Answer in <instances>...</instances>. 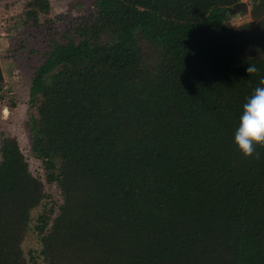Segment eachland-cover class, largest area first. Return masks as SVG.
<instances>
[{
    "label": "trees",
    "instance_id": "16d2710c",
    "mask_svg": "<svg viewBox=\"0 0 264 264\" xmlns=\"http://www.w3.org/2000/svg\"><path fill=\"white\" fill-rule=\"evenodd\" d=\"M251 1L239 29L242 0H94L49 28L29 50L45 182L3 139L0 264H264V146L248 158L234 142L264 79L251 51L264 53V0ZM25 5L23 24L41 29L50 1Z\"/></svg>",
    "mask_w": 264,
    "mask_h": 264
},
{
    "label": "rangeland",
    "instance_id": "374dc122",
    "mask_svg": "<svg viewBox=\"0 0 264 264\" xmlns=\"http://www.w3.org/2000/svg\"><path fill=\"white\" fill-rule=\"evenodd\" d=\"M49 1L50 12L40 16L41 29L23 24L27 0L0 2V63L4 74V82L0 83V146L5 138L16 139L29 162L31 172L43 182L45 177L42 164L31 153L28 132V121L36 114V110L29 103L31 80L34 68L41 60L38 56L31 55L29 50L43 44L42 40L50 33L49 28L63 31L70 19L89 12L93 8L94 0ZM242 2L248 5L250 13L242 16L240 11L230 15V25L235 29L254 24L251 17L252 1ZM261 50L262 45H258L251 51L264 55ZM47 191L55 200L60 201V194L55 186L47 184ZM36 214L37 211L33 216ZM38 247L37 240L31 233L25 240L23 248L27 251Z\"/></svg>",
    "mask_w": 264,
    "mask_h": 264
},
{
    "label": "clouds",
    "instance_id": "9594fccd",
    "mask_svg": "<svg viewBox=\"0 0 264 264\" xmlns=\"http://www.w3.org/2000/svg\"><path fill=\"white\" fill-rule=\"evenodd\" d=\"M249 75L258 71L255 65L246 69ZM242 105L234 133V142L245 157L256 156L257 146H264V79Z\"/></svg>",
    "mask_w": 264,
    "mask_h": 264
},
{
    "label": "water",
    "instance_id": "95a60500",
    "mask_svg": "<svg viewBox=\"0 0 264 264\" xmlns=\"http://www.w3.org/2000/svg\"><path fill=\"white\" fill-rule=\"evenodd\" d=\"M240 11H242V14H241L242 16L250 13L248 5L244 2L237 3L231 9H229L230 14L239 13ZM238 15L239 14H237V17H239ZM3 82H4V74H3L1 63H0V83H3Z\"/></svg>",
    "mask_w": 264,
    "mask_h": 264
}]
</instances>
